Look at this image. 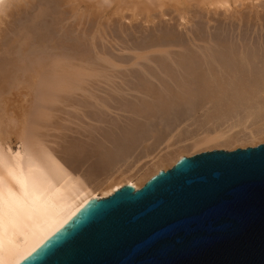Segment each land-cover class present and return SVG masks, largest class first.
<instances>
[{"label":"bare ground","instance_id":"1","mask_svg":"<svg viewBox=\"0 0 264 264\" xmlns=\"http://www.w3.org/2000/svg\"><path fill=\"white\" fill-rule=\"evenodd\" d=\"M39 2L43 3L41 9H35L38 12L30 15L28 22L25 23L20 18L22 22L16 24L15 18L24 13L27 14L26 12L30 10L29 7H33L34 3L39 4ZM263 2L264 0H0V13H5L6 9L9 10L0 16V264H19L57 232L89 200L104 199L124 185L138 190L152 176L170 168L187 154L183 148L179 149L180 146L178 149L173 146L176 151H171L172 144H167L164 148L159 149L161 142L168 143L172 138L175 139L174 137L177 136L178 139V136H181V129L177 128H180L181 120H183V125L184 120L187 119L186 117L176 119L171 116L177 121L175 123L172 121V125L167 114H164L166 118L160 119L162 126L160 128L158 126L159 130L156 126L154 129L152 124L145 125L147 126L145 131L153 133L155 137H150L146 141L150 140L149 143L145 146L142 145L141 151L135 146L137 142L145 139L143 136L146 133L143 130L136 133L131 130L133 132L131 136L126 137L125 141L121 140L120 145L124 147L122 150V147L119 148L120 145L116 142L110 146L108 143L107 147L100 141L102 139L94 137L98 140L94 139L95 145H92L91 148H95L96 153L94 154L97 155V163L96 166L94 164V168L88 176L67 166L63 160L61 161L58 156H55L56 151L53 154L44 146L42 147L36 138L40 120L44 119L46 122L50 121L49 118L56 117V104L60 100L63 101L62 98L65 95H71L73 91H76L75 84L81 80L80 78L77 80L78 73L82 72L84 75L87 72L102 69V65L96 64V61L95 64L91 63L85 53L86 57L83 58L69 59L64 54L63 57L55 51L57 44L61 43L60 46L63 44V46L71 48L77 37L83 41H79L78 46H81L80 42L83 44L88 41L94 42L96 39H102L109 32L106 31V28L110 25V28L113 25H118L117 29L110 31L115 38L121 35L125 36L127 29H131L139 21L143 22L145 26L146 24L150 25L152 30L149 28L148 36H152V38L143 47L153 49L159 46H180V52L173 53L178 60L173 61L169 57L177 71L172 75L163 74L161 70H171L168 64L164 63L163 67L157 69L162 76V78H158L159 74L155 76L147 69H143L144 77H134L137 86L141 83L137 91L134 92L135 95L140 96V99L142 96L157 102V100L170 97H180L184 100V97L190 94L189 96L196 100L211 102V107H207L208 109L206 108L207 110L202 112L205 114L206 121L200 122L203 126L207 124L210 126L207 129L202 127L198 134L195 132L194 141H191L194 147L201 144H210L212 146L209 145V147L212 148L214 146L230 148L243 144L244 146H255L264 141V13L257 10L261 6L260 3ZM200 15L205 17V19L203 18L205 22H200L194 27L192 23ZM46 18L51 19L50 25L41 24L43 21L41 19ZM124 21L127 22L126 27L125 24L123 25ZM155 21L157 24L153 26ZM211 23L213 31L208 27V24ZM204 24L208 26L205 27ZM50 26L57 27L61 35L58 43L50 41L52 44L45 47V42L52 38L48 35ZM187 26H192L190 31H188L189 28L187 30ZM176 27L182 29L184 34L177 31ZM73 32L77 34L73 35ZM148 32L146 33L148 34ZM137 33L135 32V34ZM130 35L132 34L130 33ZM196 40L204 41L203 44L199 41L202 46H196L199 52L195 51L196 48L191 43ZM63 46L62 48L66 47ZM75 46L72 45L73 48ZM103 48H95L94 52L99 56H97L99 59L103 55ZM151 52L165 54L167 58L173 55L167 51ZM165 57H162V61L166 62ZM120 68L123 71L124 66ZM177 78L179 80H176ZM167 81L173 85L176 84L175 87L179 81L181 85L193 90L190 89L189 92L188 89H185L189 94L184 96L178 94V96L175 92L170 93V89L165 88ZM152 82H156L157 87ZM132 83L134 82L132 81ZM44 91H46V95H38L39 92ZM61 92L65 94L61 96L62 98L60 97ZM113 92L111 93L113 94ZM115 95L122 97L125 94L118 92ZM95 96L98 95L95 94ZM109 96L111 95L109 94ZM107 97L105 96V98ZM181 99L179 100L181 101ZM38 103H43L42 107ZM32 104L38 105L39 108L34 109L35 106ZM151 105L153 106V104ZM182 105H187V103L178 106L182 108ZM195 106L197 107V105ZM196 107L191 108L193 117H189L194 118L196 109L199 110ZM202 107H200V111ZM171 109L173 110L172 107ZM188 109L190 110V107ZM189 110L185 109L184 111L189 112ZM169 112L170 110L166 113ZM177 113L179 114V112ZM199 117L201 120L202 115ZM190 119L188 118V123ZM194 119L198 120L196 117ZM190 122L192 121L190 120ZM204 122L207 123L203 124ZM194 124L193 122L190 126ZM30 125L36 134L35 142L32 144L28 139L30 131H27L30 129ZM178 125L179 127H177ZM177 130L178 133L174 136L173 134ZM117 132L118 130L116 134ZM153 134L151 136H154ZM90 136L88 137L90 138ZM112 136L114 137V135ZM190 138L192 139V137ZM91 139L93 140V138ZM12 140L16 141L15 147L12 146ZM188 140L186 138L184 141ZM139 146L141 147V145ZM86 149H88L87 145ZM81 152H83V148Z\"/></svg>","mask_w":264,"mask_h":264},{"label":"water","instance_id":"2","mask_svg":"<svg viewBox=\"0 0 264 264\" xmlns=\"http://www.w3.org/2000/svg\"><path fill=\"white\" fill-rule=\"evenodd\" d=\"M19 264H264V142L184 156L89 200Z\"/></svg>","mask_w":264,"mask_h":264},{"label":"rangeland","instance_id":"3","mask_svg":"<svg viewBox=\"0 0 264 264\" xmlns=\"http://www.w3.org/2000/svg\"><path fill=\"white\" fill-rule=\"evenodd\" d=\"M38 3V1H37ZM37 3H34L33 7H29L30 10H28L24 16V14L22 16H18L17 18H15L16 20V24H19V22H24L26 23V21L28 22L29 21V17L30 15H34L36 14L38 11L36 10H40L41 9V2H39V4ZM263 4V5H262ZM40 5V6H39ZM259 5V4H258ZM261 5V6H260ZM260 7H258L259 10L258 12H260V10L264 13V2L263 3H260ZM37 6V8H36ZM40 7V8H39ZM263 7V8H262ZM32 8V9H31ZM34 8V9H33ZM262 8V9H261ZM10 9V8H9ZM36 9V10H35ZM34 10V11H33ZM7 9L5 10V13H6ZM30 11V12H29ZM36 11V12H35ZM9 12V10L7 11ZM29 12V13H28ZM34 12V13H33ZM260 12V13H262ZM5 13H0V16H3ZM32 13V14H31ZM28 15V16H27ZM202 15V14H201ZM200 17L199 16H196V17H199V18H196L194 19L192 25L196 26L198 25L200 22H205L204 19L205 17ZM203 16V15H202ZM26 17V18H25ZM54 17V16H53ZM18 18H19V21H18ZM22 18V21H20ZM42 18V17H41ZM201 18V19H200ZM204 18V19H203ZM25 19V20H24ZM200 19V20H198ZM14 20V19H13ZM12 20V21H13ZM40 20V19H39ZM43 20L41 22V24L43 23H47V24H51V19L50 18H46V19H41ZM54 20V19H53ZM72 20V19H71ZM70 20V22H71ZM203 20V21H202ZM199 21V22H198ZM198 22V23H197ZM14 23V22H13ZM142 23V25H141ZM15 24V23H14ZM125 24V25H124ZM157 24V21L154 22V25L155 26ZM207 24V23H206ZM204 24V26L206 25ZM123 25L126 27L127 26V22H123ZM140 25V26H139ZM209 25V26H208ZM206 25L205 27H210V29H212L213 25L212 23L211 24H208ZM212 25V26H211ZM111 26V25H110ZM110 26L108 28H106L107 30V34L105 36H103L102 39H96L94 42H91L88 41L87 43H81L80 42V45L81 46H78L79 44V41H82V39L78 38L74 41V43L72 44L73 46H75L77 44V46H75L74 49L71 45V48L67 47H64L63 44L62 46L64 48H62L61 43L60 45L57 44L56 46V50L57 51L56 53H59L61 55H65L66 58H69V59H72V58H83V57H88L87 59H89V61L91 63H94L95 64V61H96V64L98 63V65H102V69H98L96 71H90V72H87L83 75V73H78L77 74V80L80 78L81 80H78L79 82L77 84H75V89L76 91H73V93L71 95H65V94H62V92L60 93V97L65 95L62 99L60 100L56 105V109H57V112H56V117L54 116L53 119L49 118L50 121H44V119H42V121L40 120V123H39V132L37 131L36 133H38L37 135L34 134V132L32 131V129L30 128L31 125L29 126L30 129H28L27 131H30L28 132V139L30 141V144H32V142H35V139L38 138L39 140V144L43 147H45L48 151L52 152L53 154H55V151H56V154L55 156H58L59 159L71 168L73 169H76L79 173H81L82 175L84 176H88V174L92 171V169L94 168V164L96 166V163H97V155L94 154L96 153L95 152V148H91L93 147L92 145H95L94 144V141L98 138V139H102L100 140L105 146L108 147V143H109V146L110 144H119L121 143V140L122 141H125L126 137L129 138V136H131V134L133 132H131V130L135 131L136 132H139L140 130L142 131H145V125L148 124V122H150L152 124V126H154V129H156L157 127V130H159V128L162 126L160 121L163 119V118H166V116L170 117V123L173 125L172 121L175 123L177 122L176 119H183V118H187L185 119L186 120V124H185V120H184V124L182 125V121L181 120V125H180V128H177L178 130H180V134L181 136L179 137L178 136V139H177V136L175 134L178 133V130L176 133H174L173 135L176 136L174 137L175 139H171L170 141H168V143L166 142H161L162 144H159V149L162 147L164 148L165 145L167 144H172L171 146V151H176L175 147L178 149H182L184 150V152H186V156H193L195 154H199V153H202V152H209V151H213V150H224V151H232V150H235L237 148L239 149H244V148H247V147H254V146H244L243 145H237L236 146H231L230 148H219V147H216L214 146L213 148L212 147H209L208 144H201L200 146H197V147H194L193 146V142L191 141H194V138L196 136L195 132L198 134V132L202 130V127H204L203 129H207L209 128L210 124H207V125H201V123L205 120L204 116L205 114H203L202 112L205 110H207L208 108L211 107L212 103L211 102H206V101H203V100H199V99H194V98H191L189 95V92H190V89L192 88H189V87H186V86H183L181 85V83L178 81V84H177V88L175 87V85H173V83L167 81V84H166V87L165 88H168L170 89V93L172 92H175V94H179L180 96H184V95H188L186 97H184L185 99H181L180 97L178 98H169V99H161L160 101L157 100H152V99H149L148 98H145V97H142L141 96V99H140V96L137 97V95H135L134 92L130 91L128 92L127 91V88L125 87V83L127 81L129 82H134V79H132L131 75H134L135 77H138V76H141V77H144L143 75V69H147L148 72H150L151 74L157 76L159 74V72L157 71L158 68L160 67H163L162 65L165 63V64H168V66L170 67L171 70H161L162 73L164 74H167V75H172L175 73V71H177L176 67H173L175 66L174 63L170 60L169 57H171L173 59V61H177L178 58L175 57V54H178L181 50L180 46H159V47H155L153 49L151 48H144L145 44H147L152 36H148L149 35V28L150 30H152V27L150 25H147L145 26V24L141 21L135 23V25H133V27L131 29H127L128 31L126 32L127 34L124 35H121L119 36L118 38H115L112 34H111V30L113 29H117L118 25L115 26L113 25L112 28H110ZM190 26V25H189ZM187 26V30L189 28L188 31L191 30L192 26L189 27ZM194 26V27H195ZM51 27V26H50ZM115 27V28H114ZM144 27V28H143ZM160 27H163V26H160ZM177 28V27H176ZM57 29V30H56ZM146 29V31H145ZM124 30V29H123ZM132 30V31H130ZM136 30V31H135ZM177 31L179 30V32H181L182 34H184L182 31V29L180 28H177L176 29ZM181 30V31H180ZM130 31V32H129ZM139 31V32H138ZM154 31V30H153ZM213 31V29L211 30ZM76 32V31H74ZM73 32V35L77 34V33H74ZM133 32V33H132ZM135 32L137 34H135ZM148 32V34L146 33ZM52 33V34H51ZM58 33V34H57ZM130 33L132 35H130ZM111 34V35H110ZM140 34V35H139ZM50 37V40H47L45 43L48 44L46 46V44L44 45L45 47H48L50 46L52 42H56L58 43V39H59V36L61 35L60 31H58V28L57 27H54L52 26L50 28V32L49 34ZM136 35H139V36H136ZM58 36V38H57ZM107 36V37H106ZM110 36V37H109ZM129 38H128V37ZM141 36V37H140ZM139 37V38H138ZM149 39H148V38ZM155 37V36H154ZM108 38V39H106ZM112 38V39H111ZM115 38V39H114ZM125 38V39H124ZM127 38V40H126ZM135 39V40H134ZM100 40V41H99ZM115 40V41H114ZM117 40V41H116ZM49 41V42H48ZM131 41V42H130ZM137 41V42H136ZM199 41L200 43H204V41L202 40H196V41H192L191 43H193V45L198 47V46H202V44H199ZM83 42V41H82ZM196 42H198L196 44ZM96 43V44H95ZM117 43V44H116ZM139 43V44H138ZM50 44V45H49ZM93 44V45H92ZM102 44V45H101ZM117 46H116V45ZM130 44V45H129ZM85 45V46H84ZM92 45V46H91ZM94 45H97V46H94ZM59 46V47H58ZM103 46H105L103 48ZM137 46V47H136ZM144 46V47H143ZM204 46V45H203ZM80 47V48H79ZM88 47V48H87ZM103 48L104 49V52H103V55L101 57V59H99L98 55L96 54L95 51V48ZM107 47V48H106ZM168 49H167V48ZM172 47V49H171ZM66 48V49H65ZM142 48V49H141ZM157 48V49H156ZM160 48V49H159ZM179 48V49H177ZM147 49V50H146ZM174 49V50H173ZM48 50V49H47ZM68 50V51H67ZM67 51V52H66ZM70 51V52H69ZM106 51V52H105ZM151 51H167V52H170V53H175L171 56H168L167 58V55L165 57V54H161L160 53L158 54V52H155V53H152ZM196 52H199V50H197V48L195 49ZM151 52V53H150ZM86 56H85V54ZM105 53V54H104ZM79 56H78V55ZM107 54V56H106ZM145 54V55H144ZM150 54V56H149ZM157 54V55H155ZM63 55V57H64ZM90 55V56H89ZM143 55V56H142ZM147 55V56H146ZM152 55V56H151ZM70 56V57H68ZM94 56V57H93ZM98 56V57H97ZM149 56V57H148ZM161 56V57H160ZM165 57L167 60L166 62L165 61H162V57ZM105 57V58H104ZM143 57L144 58V61H143ZM153 58V59H152ZM161 58V59H160ZM98 59V60H97ZM146 59V60H145ZM156 59V61H155ZM127 60V61H126ZM141 60V62H140ZM171 62H170V61ZM101 61V62H100ZM106 61V62H105ZM139 61V62H138ZM143 61V62H142ZM147 61V62H146ZM154 62V63H153ZM156 63H158L156 66H154ZM122 64V65H121ZM125 64V65H124ZM134 64V65H133ZM114 65V66H113ZM133 67H132V66ZM151 65V66H150ZM159 65V66H158ZM120 68L121 66L123 68V71H122V68ZM128 66V68H127ZM131 66V68H129ZM144 66V67H143ZM147 66V67H146ZM104 67V68H103ZM156 68V69H155ZM104 69V70H103ZM116 69V70H115ZM128 69V70H127ZM155 69V70H154ZM175 69V70H174ZM131 70V71H130ZM136 70V71H135ZM141 70V72H140ZM98 71V72H97ZM156 71V72H155ZM165 71V72H163ZM168 71V72H167ZM170 71V72H169ZM94 72V73H93ZM105 72V73H104ZM127 72V73H126ZM131 72V73H130ZM135 72V73H134ZM126 73V74H125ZM178 73V72H177ZM82 74V75H81ZM122 74V75H121ZM131 74V75H130ZM127 75V76H126ZM122 76V77H120ZM130 79H129V77ZM126 77V78H125ZM158 78H162L161 76V73L157 76ZM98 78V79H97ZM125 78V79H124ZM86 79V80H85ZM118 79V80H117ZM103 80V81H102ZM124 80V81H123ZM176 80H179L178 78ZM82 81V82H81ZM151 81H154V80H151ZM81 82V83H80ZM100 82V83H99ZM108 82V83H107ZM169 82V83H168ZM174 82V81H173ZM94 83V85H93ZM99 83V84H98ZM122 85H121V84ZM156 85L157 87V84L156 82H152ZM171 83V84H170ZM79 84V85H78ZM101 84V85H100ZM106 84V85H105ZM91 85V86H90ZM105 85V87H104ZM139 86L141 85V83L138 84ZM168 85V86H167ZM173 87H171V86ZM96 86V87H95ZM101 86V87H100ZM138 86V88H139ZM170 86V87H169ZM89 87V88H88ZM159 87V86H158ZM87 88V89H86ZM103 88V89H102ZM109 88V89H108ZM137 91V86L135 87ZM181 88V89H180ZM74 89V90H75ZM159 89V88H158ZM177 90V93H176V90ZM184 89V90H183ZM185 89H188V90H185ZM100 92H98V91ZM107 90V91H106ZM111 90V91H110ZM173 90V91H172ZM175 90V91H174ZM193 90V89H192ZM121 93V94H125L123 95L122 97H117L115 95V93ZM46 91L44 92H39L38 95H46L45 93ZM97 92V93H96ZM113 92V94L111 93ZM181 92V93H180ZM184 92V94H183ZM91 93V94H90ZM93 93V94H92ZM134 93V94H133ZM75 94V95H74ZM88 94V96L86 95ZM98 95V96H95ZM100 94H103V95H100ZM106 94V95H105ZM108 94V95H107ZM109 94L111 96H109ZM182 94V95H181ZM41 95V96H42ZM90 95V96H89ZM109 96L107 98H105V96ZM178 95V96H179ZM85 96V97H84ZM113 96V97H112ZM131 96V97H130ZM135 96V97H134ZM37 97V95H36ZM40 97V96H39ZM68 97V98H67ZM64 98H67V99H64ZM97 98V99H95ZM103 98V99H102ZM127 98V99H126ZM131 98V99H130ZM189 98H190V101H189ZM101 99V100H100ZM113 99V100H112ZM136 99V100H135ZM142 99H144L143 101H141ZM181 99L182 103H180L181 101L179 100ZM187 99H188V102H187ZM100 100V101H99ZM114 100H115V103H114ZM123 100V101H122ZM133 100V101H132ZM175 100V101H173ZM199 100V101H198ZM111 101V102H109ZM119 101V102H118ZM136 101V102H134ZM149 101V102H148ZM154 101V102H153ZM171 101V102H170ZM173 101V102H172ZM184 101V103H183ZM192 101V103H190ZM194 101V102H193ZM95 102V103H93ZM103 102V103H102ZM153 102V103H151ZM177 104H176V103ZM187 105H182V108L181 106L179 107L178 105L180 104H186ZM207 103V104H206ZM116 104V105H115ZM153 104V106L151 105ZM156 104V105H155ZM158 104V105H157ZM162 104V105H161ZM38 105H43V103H38ZM36 106V104H32V106H35L34 109L36 107L39 108V106ZM175 107V110H174V107ZM189 105L190 107V110L191 108L193 109L194 107H196L195 105H197L196 108H199V110L197 111L196 109V113L194 115V118L196 117V120H200V117H201V120L198 122L195 121L194 118H192V110L190 111L187 107ZM191 105V106H190ZM199 105V106H198ZM203 106L201 108V111H200V107ZM208 105V106H207ZM210 105V106H209ZM164 106H168L167 108L164 107ZM173 108V110L171 109V107ZM184 106V107H183ZM194 106V107H193ZM206 106V107H205ZM42 107V106H41ZM44 107V106H43ZM58 107V108H57ZM145 107V108H143ZM157 107V108H156ZM161 111H160V108ZM170 107V108H169ZM177 107H178V110H177ZM208 107V108H207ZM142 108V109H141ZM186 111L189 110V112H186L184 111L185 109ZM207 108V109H206ZM31 109H33L31 107ZM203 109V110H202ZM136 110V111H135ZM170 110L169 113H166ZM60 111V112H59ZM153 111V112H152ZM159 111V112H158ZM162 111H165V112H162ZM172 111V112H171ZM87 112V113H86ZM179 112V114L177 113ZM192 112V113H191ZM200 112V113H198ZM145 113V114H143ZM151 113V114H150ZM173 113V114H172ZM175 113H176V116H175ZM180 113H183L182 115ZM187 113H188V117H187ZM198 113V114H197ZM202 113V114H201ZM142 114V115H141ZM163 114V115H162ZM164 114H167L166 116ZM172 114V115H171ZM197 114V115H196ZM84 115V116H83ZM133 115V116H132ZM170 115V116H169ZM178 115V117H177ZM150 116V117H149ZM171 116H174V117H171ZM181 116V117H180ZM189 116H192V117H189ZM199 117V118H198ZM174 118V119H173ZM188 118L192 121L190 122L189 120V123H188ZM31 119V118H30ZM135 119V120H134ZM137 119V120H136ZM161 119V120H160ZM194 119V120H193ZM32 121L34 120L33 118L31 119ZM47 120V119H46ZM52 120V121H51ZM140 120V121H139ZM35 121V120H34ZM136 121V122H135ZM139 121V123H138ZM158 121V122H157ZM202 121V122H201ZM147 122V123H146ZM195 123L193 126H190L192 125V123ZM201 122V123H200ZM42 123V124H41ZM144 123V124H143ZM159 123V124H157ZM198 123V124H197ZM207 123V122H206ZM205 122L203 124H206ZM45 124V126H44ZM118 124H120V126H118ZM133 124V125H132ZM140 124V125H138ZM157 124V125H156ZM189 124V125H188ZM132 125V126H131ZM185 125V126H184ZM200 127L198 129V126ZM135 126V127H134ZM140 126V127H138ZM156 126V127H155ZM159 126V128H158ZM187 126V128H186ZM189 126V127H188ZM113 127V128H112ZM117 127V128H116ZM123 127V128H122ZM130 127V128H129ZM144 127V128H142ZM179 127V125L177 126ZM185 127V128H184ZM196 127V128H195ZM139 128V129H138ZM92 129V130H91ZM110 129V130H109ZM191 131H190V130ZM196 129V130H195ZM90 130V131H89ZM118 130L117 134H116V131ZM198 130V131H197ZM108 131V132H106ZM128 133H127V132ZM86 132H87V135H86ZM89 132V133H88ZM105 132V133H104ZM112 132V133H111ZM115 132V133H114ZM183 132V133H182ZM194 132V133H192ZM199 132V133H200ZM110 133V135H109ZM145 133L149 134V136H151L153 133H150V132H147L145 131ZM185 133H188L185 135ZM192 133V134H190ZM91 134V136H90ZM120 134V135H118ZM122 134V136H121ZM195 134V136H193ZM35 135H36V138H35ZM97 135V136H96ZM114 135V137L112 136ZM116 135V136H115ZM154 135V134H153ZM192 135V136H191ZM90 136V138L88 137ZM102 136V137H101ZM110 136V137H109ZM121 136V137H120ZM184 136V137H183ZM187 136V137H186ZM94 137H97V138H94ZM120 139H119V138ZM124 137V138H123ZM152 137H155L154 136H151ZM182 137V139H181ZM189 137V138H188ZM192 137V139L190 138ZM35 138V139H34ZM88 138V140H87ZM93 138V140L91 139ZM112 138V139H110ZM184 140L187 138V140L191 139L190 141H184ZM85 139V140H84ZM95 139V140H94ZM97 139V140H98ZM107 139V140H106ZM110 139V140H109ZM177 139V140H176ZM72 140V141H71ZM112 140V141H111ZM115 140V141H114ZM174 140H175V143H177L175 145L174 143ZM87 141V142H86ZM89 141V142H88ZM105 141V142H103ZM150 141V140H149ZM148 142H144L143 144H141V147L138 146L137 148H139L138 150H142L143 146H145V144H148ZM179 141V142H178ZM181 141V142H180ZM184 141V142H182ZM13 144L12 146L15 147V144H16V141L12 140ZM74 142V143H73ZM81 142V143H80ZM174 144H173V143ZM264 142V141H263ZM261 142V143H263ZM80 143V145H79ZM91 143V144H90ZM107 143V144H105ZM165 143V144H164ZM180 143V144H179ZM259 143V144H261ZM84 144V145H82ZM192 144V145H191ZM71 147H70V146ZM78 145V146H77ZM86 145L88 147V149H86ZM90 145V147H89ZM206 145H208L207 147H205ZM245 145H248V144H245ZM258 145V144H256ZM255 145V146H256ZM76 146V147H75ZM81 150H80V148ZM175 146V147H173ZM202 146V147H201ZM212 146V145H210ZM244 146V147H243ZM73 147V148H72ZM75 147V148H74ZM122 145L119 146V148H121ZM186 147V148H185ZM82 148H83V152L82 151ZM142 148V149H141ZM192 148V149H190ZM75 149V150H74ZM124 149V147L121 148V150ZM190 149V150H189ZM68 152H67V151ZM186 150H189V151H186ZM90 151V152H89ZM77 152V153H76ZM93 152V153H92ZM58 153V154H57ZM72 153V154H70ZM80 153V154H79ZM62 154V155H61ZM64 154V155H63ZM79 154V155H78ZM88 154V155H87ZM61 155V157H60ZM90 155V156H89ZM69 156V157H68ZM94 156V157H93ZM187 156V157H188ZM82 157V158H81ZM89 157V158H87ZM92 158V159H91ZM88 159V161H87ZM68 163H67V162ZM83 161V162H82ZM70 162V163H69ZM72 164V165H71ZM87 164V165H86ZM91 164V165H90ZM84 165V166H83ZM89 167V168H88ZM92 167V168H91ZM88 168V169H87ZM168 169V168H167ZM87 172V173H86ZM86 174V175H85Z\"/></svg>","mask_w":264,"mask_h":264}]
</instances>
